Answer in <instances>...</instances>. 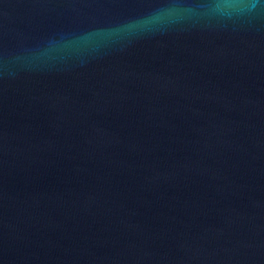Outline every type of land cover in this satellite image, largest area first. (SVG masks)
Segmentation results:
<instances>
[{"label": "water", "instance_id": "water-1", "mask_svg": "<svg viewBox=\"0 0 264 264\" xmlns=\"http://www.w3.org/2000/svg\"><path fill=\"white\" fill-rule=\"evenodd\" d=\"M0 264H264V0H0Z\"/></svg>", "mask_w": 264, "mask_h": 264}]
</instances>
